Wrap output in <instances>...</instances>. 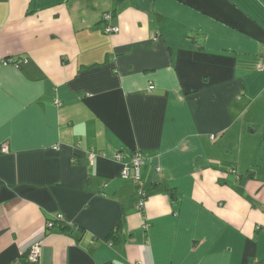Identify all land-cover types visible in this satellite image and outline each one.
<instances>
[{
	"label": "crops",
	"instance_id": "obj_1",
	"mask_svg": "<svg viewBox=\"0 0 264 264\" xmlns=\"http://www.w3.org/2000/svg\"><path fill=\"white\" fill-rule=\"evenodd\" d=\"M263 58L264 0H0V264H264Z\"/></svg>",
	"mask_w": 264,
	"mask_h": 264
},
{
	"label": "built area",
	"instance_id": "obj_2",
	"mask_svg": "<svg viewBox=\"0 0 264 264\" xmlns=\"http://www.w3.org/2000/svg\"><path fill=\"white\" fill-rule=\"evenodd\" d=\"M104 21L107 22L104 31L107 34H113L116 32L120 31V26L114 22V14L111 12H107L104 15ZM5 63H8L7 61H5ZM17 64H19L18 62H16ZM258 70L260 71H264V58L260 61V63L257 66ZM154 86L151 85L150 89H153ZM1 150L4 152H7L9 150V145L8 143H3L1 145ZM103 156H106L105 153L102 154ZM97 156V153L94 151L92 153H90L89 155V160L92 161L95 159V157ZM113 158L118 161L121 160L123 158V153L122 152H118L116 154L113 155ZM146 163V160L144 158V155L142 154V152L139 151H135L133 156L130 159L129 163H124L123 168L121 170V176L123 179L125 180H129V181H134L137 184H141L142 183V166ZM157 170L160 171L161 168L157 167ZM138 194L141 196V199L138 203V206L140 208H143V204L145 202V199L147 198V191L144 188H140L138 190ZM59 218H61V216H59ZM54 225V222L51 221V223L49 224ZM41 251H42V246L41 244H34L31 246V248L29 249V252L27 253V258L29 259L30 263H37L40 260V256H41Z\"/></svg>",
	"mask_w": 264,
	"mask_h": 264
}]
</instances>
